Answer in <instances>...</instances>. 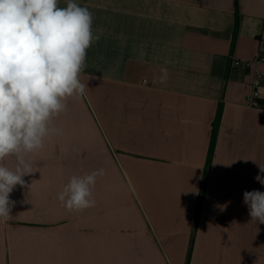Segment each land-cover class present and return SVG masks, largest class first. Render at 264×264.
I'll list each match as a JSON object with an SVG mask.
<instances>
[{"label": "crops", "instance_id": "crops-1", "mask_svg": "<svg viewBox=\"0 0 264 264\" xmlns=\"http://www.w3.org/2000/svg\"><path fill=\"white\" fill-rule=\"evenodd\" d=\"M74 2L99 36L86 94L10 194L0 264H264V224L243 198L264 192V0ZM100 169L94 207L62 206L73 175Z\"/></svg>", "mask_w": 264, "mask_h": 264}, {"label": "clouds", "instance_id": "clouds-1", "mask_svg": "<svg viewBox=\"0 0 264 264\" xmlns=\"http://www.w3.org/2000/svg\"><path fill=\"white\" fill-rule=\"evenodd\" d=\"M0 0V162L15 158L14 168L0 163V218H12L10 194L25 186L33 172L31 156L45 141L61 135L53 118L67 110L66 101L86 94L80 79L87 50L94 40L93 15L74 0ZM166 78V69H162ZM259 166V165H258ZM260 173L264 167L259 166ZM104 170L73 175L58 194L69 211L95 206L93 189ZM256 181L264 185V176ZM252 221L264 224V192L245 191Z\"/></svg>", "mask_w": 264, "mask_h": 264}, {"label": "built area", "instance_id": "built-area-1", "mask_svg": "<svg viewBox=\"0 0 264 264\" xmlns=\"http://www.w3.org/2000/svg\"><path fill=\"white\" fill-rule=\"evenodd\" d=\"M256 64H264V38H262L259 42V48H258V53L253 61ZM240 64L239 61L235 62V66H238ZM251 63H247V65H250ZM259 76V72L258 75ZM260 97V92L257 90L253 95L249 97V102L252 105H257L256 99Z\"/></svg>", "mask_w": 264, "mask_h": 264}]
</instances>
